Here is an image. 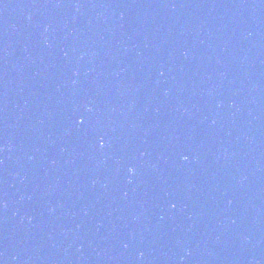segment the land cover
<instances>
[{"label":"water","instance_id":"obj_1","mask_svg":"<svg viewBox=\"0 0 264 264\" xmlns=\"http://www.w3.org/2000/svg\"><path fill=\"white\" fill-rule=\"evenodd\" d=\"M0 264H264V0H0Z\"/></svg>","mask_w":264,"mask_h":264},{"label":"snow or ice","instance_id":"obj_2","mask_svg":"<svg viewBox=\"0 0 264 264\" xmlns=\"http://www.w3.org/2000/svg\"><path fill=\"white\" fill-rule=\"evenodd\" d=\"M81 123H83V121H81Z\"/></svg>","mask_w":264,"mask_h":264}]
</instances>
